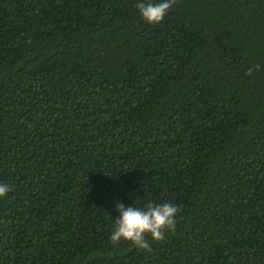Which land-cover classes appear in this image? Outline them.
<instances>
[{
    "label": "trees",
    "instance_id": "trees-1",
    "mask_svg": "<svg viewBox=\"0 0 264 264\" xmlns=\"http://www.w3.org/2000/svg\"><path fill=\"white\" fill-rule=\"evenodd\" d=\"M136 2L0 0V264H264V0ZM117 201L175 233L114 247Z\"/></svg>",
    "mask_w": 264,
    "mask_h": 264
},
{
    "label": "clouds",
    "instance_id": "clouds-1",
    "mask_svg": "<svg viewBox=\"0 0 264 264\" xmlns=\"http://www.w3.org/2000/svg\"><path fill=\"white\" fill-rule=\"evenodd\" d=\"M175 3L176 0H160L158 3L153 0H137L135 8L148 24H160ZM260 69L259 64H251L245 75L251 76ZM9 191V185L0 183V198L6 197ZM116 210L119 216L114 219L109 237L111 244L116 247L122 241L129 242L142 251H151L150 240L163 242L167 235L175 233L177 217L181 212V209L171 202H149L143 208H138L133 205L126 207L117 201Z\"/></svg>",
    "mask_w": 264,
    "mask_h": 264
}]
</instances>
